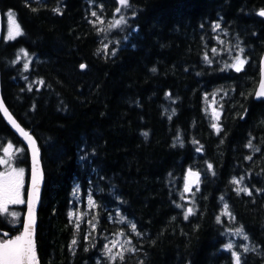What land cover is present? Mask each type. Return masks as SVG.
I'll return each mask as SVG.
<instances>
[{
	"label": "trees",
	"instance_id": "trees-1",
	"mask_svg": "<svg viewBox=\"0 0 264 264\" xmlns=\"http://www.w3.org/2000/svg\"><path fill=\"white\" fill-rule=\"evenodd\" d=\"M130 5L0 0L3 29L9 11L20 28L0 41L2 97L36 140L45 177L40 264H234L228 243L241 264H264V100L253 99L264 0ZM237 56L240 72L226 66ZM7 145L27 181L28 151L0 113V159ZM190 170L199 182L187 193ZM16 209L0 214V241L20 234ZM118 233L124 260L111 261L104 246Z\"/></svg>",
	"mask_w": 264,
	"mask_h": 264
},
{
	"label": "snow or ice",
	"instance_id": "snow-or-ice-1",
	"mask_svg": "<svg viewBox=\"0 0 264 264\" xmlns=\"http://www.w3.org/2000/svg\"><path fill=\"white\" fill-rule=\"evenodd\" d=\"M119 7L115 9L116 14H120L122 9H126L131 7L130 5V0H118ZM260 16L264 17V10H261L258 13ZM11 15V14H10ZM93 16H96V13H92ZM97 19H99L97 17ZM124 17L123 15H120V19L115 20L113 27H117L120 24L124 23ZM100 23H104V21H100ZM220 24H214L213 25V30L218 31L220 30ZM18 30V26H17ZM221 43H223L221 41ZM244 49L241 48L240 52L243 53ZM212 52L215 53L216 49L213 48ZM25 55H27L25 53ZM205 60L211 63L210 60H208V56L205 55ZM247 63L245 59H241L240 56H237L235 58V63L226 65L227 67L234 68L235 71L240 72L243 69L244 64ZM83 68L84 65H81ZM25 70L28 69V64L24 65ZM155 71V69H153ZM42 84L43 81H40ZM31 90V89H29ZM257 98L264 97V80L260 82L259 89L255 93ZM0 110H3L5 115H8L7 109L4 108L2 101H0ZM10 122L13 124L14 127H16L19 131H21L22 135L25 136V138L29 141V143L33 146V153H34V160H35V155H36V149L34 147L35 141L32 140L31 136L28 135L27 132H24L22 129L19 128V125L16 124L14 120H11V117L9 116ZM214 128H217L216 124H213ZM217 131L219 132V128H217ZM145 136H147V133H144ZM249 148H252L251 142L247 145ZM11 145H9V148ZM197 151H200V149H197ZM5 152L7 154L8 150L5 149ZM251 159V157H249ZM0 163H7V161H0ZM212 165H208V169L211 170ZM23 169H12L11 172L5 176V174H0V214L7 213L8 208L7 205L12 203H24L25 201L21 198V188H22V180L20 179L23 176ZM188 177L195 178V182H199V174L192 172L191 170L188 172ZM241 181H238L236 179L232 180L233 184L239 185ZM197 190H199L197 188ZM185 191H190L189 184H185ZM237 193L239 194L240 192H244L248 195H251V192L247 188H240L237 187L236 189ZM223 199V198H221ZM38 200V187H37V180H36V175L35 171L33 173V183H32V192L29 194V199L27 201L28 203V208H29V213H28V218L27 221L24 223V232L21 236L16 237L15 239H9L4 241L3 243H0V264H38L37 257H36V252H35V244L33 240V233H34V225H35V216H34V203L35 201ZM90 204H94L93 201L90 199ZM180 207V205H177ZM193 214V209L188 208L185 211L184 218L188 219L190 215ZM224 215H227L230 217V219L234 220V217L231 215V213L228 211V205H224ZM13 217H16L15 213H12ZM219 222V218H218ZM131 230L133 232H136V225L132 224L131 225ZM137 235H140L139 233H136ZM237 234L243 235V229L238 228L237 229ZM4 235H8L7 233H4ZM120 235H124V233H121ZM245 240L248 239L246 235L243 236ZM76 241L73 240V244H75ZM127 243H131V241H127ZM119 244V241L112 242V248L117 247ZM121 248H123V245H120ZM233 244L228 243L226 245V250L231 252V255L234 260V264H241V254L237 251H232L233 249ZM106 253L108 254V258L111 261H115L117 258H119L121 261L124 260V255L123 252H117L113 253L112 248H110L107 244L104 246ZM128 251H133V249L129 248L127 249ZM250 249L245 247L244 251L247 252Z\"/></svg>",
	"mask_w": 264,
	"mask_h": 264
},
{
	"label": "water",
	"instance_id": "water-1",
	"mask_svg": "<svg viewBox=\"0 0 264 264\" xmlns=\"http://www.w3.org/2000/svg\"><path fill=\"white\" fill-rule=\"evenodd\" d=\"M2 35H3V17H2L1 11H0V41H1ZM262 80H264V53H263V55L261 56V59H260L259 81H258L257 87H256V89L254 91V95H253V99L255 101L264 100V97L257 98L256 95H255V93L259 89V85H260V82ZM0 101H2L4 108L7 109L8 115L6 116L3 110H0V113H1V115L3 117V119L5 120L6 124L12 130V132L18 137V139L26 147V149L28 151V155H29V161H30L28 187H27V195H26V203H25V212H24V218H23V223H22V231H21L20 234L16 235L13 238H10V239H15L16 237L21 236L23 234V232H24L23 225L27 221L28 213H29V208H28L27 201L29 199V194L32 192L33 173L35 171L36 180H37V187H38V200H36L35 203H34L35 225H34V233H33V237L32 238H33L34 244H35V252H36L37 261H38V264H40V262L38 260L37 251H36L35 235H36V228H37L38 209H39V206H40V203H41V196H42V191H43V187H44V180H45L43 166H42V160H41V152H40V149H39V146H38L36 140L31 135V133L29 131H27L17 121V119H15V117L12 115V113L9 111V109L5 105V102H4L3 97H2L1 76H0ZM9 116L11 117V120H14L16 122V124L19 125V128L20 129H22L24 132H27L28 135L31 136L32 140L35 141V145H34V147L36 149L35 160H34L33 146L29 143V141L25 138V136L22 135L21 131H19L16 127L13 126V124L9 120ZM188 183L189 184H192L193 183V179L192 178H188ZM3 242L4 241H0V243H3Z\"/></svg>",
	"mask_w": 264,
	"mask_h": 264
},
{
	"label": "rangeland",
	"instance_id": "rangeland-1",
	"mask_svg": "<svg viewBox=\"0 0 264 264\" xmlns=\"http://www.w3.org/2000/svg\"><path fill=\"white\" fill-rule=\"evenodd\" d=\"M117 19H120V18H116L115 20H117ZM17 26H18V30H17ZM3 31H4L3 34H4L5 39L15 37L20 32V28H19V25L16 21V18L14 17V15L10 11L7 12L5 15V27H4ZM214 113L215 112L213 111V114ZM5 149L8 150L7 154L5 152ZM19 152H20V149H18L17 147H15L13 145H11L10 148H9V145L4 147L3 154L1 156L0 161H7V163H1L0 174H5V176H7L11 172L12 169H23L24 170L23 176L20 179L22 180L21 198L25 201L24 190H25V185H26V170L22 167L17 166L16 162H15V156L18 155ZM187 178H188V176L185 179L186 183H187ZM194 183L195 182H193L191 185L189 184L190 191H191L192 187L194 186L193 185ZM190 191H187V193ZM20 205H25V202L24 203H15V204L10 203V204H8L7 205V208H8L7 213H9V215L12 217H13L12 213H15L16 214L15 218H18L20 216V213L17 211V209L14 211H11L10 207L13 208L14 206H20ZM115 241H119V244L117 245V247L112 248V242H115ZM120 245H123V248H121ZM126 245L127 244H126L125 238L122 235H120L119 233L108 240V246L110 248H112L113 253L124 251Z\"/></svg>",
	"mask_w": 264,
	"mask_h": 264
}]
</instances>
